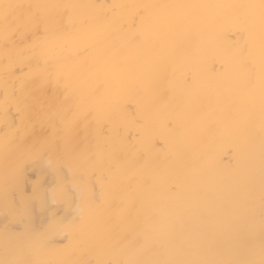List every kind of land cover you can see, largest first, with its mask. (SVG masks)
I'll list each match as a JSON object with an SVG mask.
<instances>
[{"label":"bare ground","instance_id":"6f19581e","mask_svg":"<svg viewBox=\"0 0 264 264\" xmlns=\"http://www.w3.org/2000/svg\"><path fill=\"white\" fill-rule=\"evenodd\" d=\"M0 209V264H264V0H0Z\"/></svg>","mask_w":264,"mask_h":264},{"label":"rangeland","instance_id":"374dc122","mask_svg":"<svg viewBox=\"0 0 264 264\" xmlns=\"http://www.w3.org/2000/svg\"><path fill=\"white\" fill-rule=\"evenodd\" d=\"M46 152H42V154L44 155ZM41 154V153H40ZM36 155L34 158V161H30V159H27L28 161H24L23 163V174H22V179L26 182H24L25 184V187H27L28 191L31 189L32 185H33V181L37 180V179H40V182H42V187H43V195H44V200L48 203L47 205H49L50 203H52V205H49L50 207H52V209H54L56 212H58V214H74L75 212V204L72 203L71 205H69L70 207H67V209L65 207H63V204H60V203H54V202H51L50 200V196H49V191L47 190V187L48 186H53V180H54V169H50L49 168V163L46 161L47 157H49L47 155V153L45 155L46 158L44 159L42 157V154L41 155ZM36 158V159H35ZM30 161V162H29ZM32 162V167H29L28 166V163L30 164ZM42 170V171H41ZM25 171V173H24ZM27 171V172H26ZM63 171L64 172H67V168L66 167H63ZM39 172H42L41 176L38 177V173ZM37 174V175H36ZM36 176V178H35ZM45 178V179H44ZM51 181V182H50ZM43 182H45L43 184ZM46 183H49L47 184L46 186ZM51 183V184H50ZM29 185V186H28ZM26 189V188H25ZM26 189V190H27ZM73 193V189H70ZM11 196L15 197V192L13 189H11ZM49 201V202H48ZM62 203V202H61ZM74 206V207H73ZM73 207V208H72ZM36 209V210H34ZM58 210V211H57ZM33 211L35 213H33ZM3 211L0 209V224H2L4 222V224L11 229V230H16V227L12 228L13 226H19L18 222L15 220H8V219H5L7 216H6V213L5 214H2ZM32 213L34 214L35 218H34V221L36 223L37 226H42L44 225L47 221H48V218H49V215L47 212H41L39 209H37L35 206L34 208L32 209ZM45 213V214H44ZM5 215V217H3ZM4 219V220H3ZM2 220V221H1ZM10 225V226H9ZM12 225V226H11ZM64 233V234H63ZM60 235V236H59ZM57 237V240H60L62 242L61 239H65V232H62V234L60 233ZM65 235V236H64Z\"/></svg>","mask_w":264,"mask_h":264}]
</instances>
